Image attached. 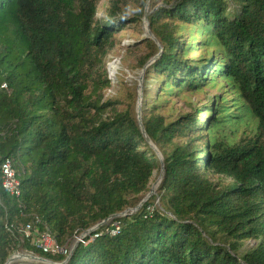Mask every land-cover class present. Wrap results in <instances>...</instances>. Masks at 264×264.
Returning a JSON list of instances; mask_svg holds the SVG:
<instances>
[{"label":"trees","instance_id":"16d2710c","mask_svg":"<svg viewBox=\"0 0 264 264\" xmlns=\"http://www.w3.org/2000/svg\"><path fill=\"white\" fill-rule=\"evenodd\" d=\"M101 1L0 0V165L9 160L20 185L9 196L0 177V264L17 248L63 262L22 241L23 226L38 221L66 247L134 208L159 168L133 109L103 100L104 59L146 0H110L100 19ZM154 8L146 19L160 50L139 62L159 55V85L141 122L164 166L161 209L149 201L114 220L113 237L101 227L65 264H264V0ZM212 90L202 124L197 112L165 123L154 111L164 97ZM247 240L255 247L241 252Z\"/></svg>","mask_w":264,"mask_h":264},{"label":"rangeland","instance_id":"374dc122","mask_svg":"<svg viewBox=\"0 0 264 264\" xmlns=\"http://www.w3.org/2000/svg\"><path fill=\"white\" fill-rule=\"evenodd\" d=\"M108 1L102 0L98 6L97 17L103 18L104 8L107 6ZM128 7L134 2V0H127ZM176 0L170 4V6L161 4L159 0H146V15L151 14V7L155 5L156 9H166L175 4ZM136 5L132 4L129 9H133ZM199 38V37H198ZM186 43V39L184 40ZM152 44L149 46L148 44ZM153 46V47H152ZM158 51L160 47L157 42L153 41L152 34L148 28V24L142 20L141 23L130 24L125 26L120 32L115 36V47L107 54L104 59L108 79L110 80V87L104 91V101L118 102L117 108L123 110L126 107H131L135 114L136 121L138 119L142 121L145 116L149 118L152 112L146 110L148 104H152L155 100L154 94L156 93V87L159 85V80L153 78L150 66L157 60L159 55L151 58L147 61L144 66H140V60L148 53ZM191 56V55H190ZM150 71V72H149ZM151 74V75H150ZM152 78V79H151ZM216 92L215 90L208 91L206 93H196L188 94L181 93L176 96L164 97V103L161 101L159 103V108L154 110L156 114L163 118L165 123H172L179 120L181 117L186 115L195 114L197 112L200 118V123H204L205 120L209 119V116L203 114L204 106L207 105L208 100ZM147 95L148 101L143 99L144 95ZM153 111V112H154ZM252 128V122H248L241 126L239 130V135L245 132L243 135H247L248 131ZM229 133V131L227 130ZM150 148L153 150L154 146L150 144ZM159 152V151H158ZM163 172L159 168L153 172V177L149 183L147 193L143 195L134 207L137 208L139 205L143 206L147 202H152L154 207L161 209L159 205V197L157 195V189L161 183ZM226 183L230 182L228 180H223ZM154 185L155 191H151V187ZM152 199V201H151ZM142 202H144L142 204ZM132 208V209H134ZM107 221L103 226L108 225ZM86 236L85 238H87ZM76 239H72L67 243V248H71L74 245ZM84 240V239H81ZM255 247V242L252 240H247L244 242L241 252L247 251ZM30 256L31 253L17 248L7 259V264L10 259L14 256ZM36 258L44 260L43 262L47 264H55L50 260L40 258L33 255ZM6 264V263H5ZM13 264H33L29 262H16Z\"/></svg>","mask_w":264,"mask_h":264},{"label":"built area","instance_id":"2783aa9c","mask_svg":"<svg viewBox=\"0 0 264 264\" xmlns=\"http://www.w3.org/2000/svg\"><path fill=\"white\" fill-rule=\"evenodd\" d=\"M1 88L6 89L5 85H3ZM0 177L1 187L4 192L7 193L9 196L18 198L20 196V185L15 170L13 169L9 160H5L1 163ZM37 225L38 221H35L34 223H27L23 226L21 230L22 241L30 242L34 249L40 251L44 255L61 256L65 259L69 257L72 251V246L71 248L59 246L48 230L40 231L37 228ZM105 226L110 227V229L106 228L105 230L111 237L115 236L119 231V227L114 220H109V224ZM101 227L104 226L102 225ZM100 228L96 229L92 233H90L89 230L85 232H80L76 237L73 238L76 239L74 244H82L85 246L89 242H92L95 238L98 237V235H96V232ZM86 236L88 237L85 238Z\"/></svg>","mask_w":264,"mask_h":264},{"label":"water","instance_id":"95a60500","mask_svg":"<svg viewBox=\"0 0 264 264\" xmlns=\"http://www.w3.org/2000/svg\"><path fill=\"white\" fill-rule=\"evenodd\" d=\"M146 18H147V15H146V12H145V17H144L143 20L147 23V19H146ZM152 37H153V36H152ZM153 41L156 42V40L154 39V37H153ZM137 124H138V127H139V129H140V132H141L142 136L145 138L147 144H148L149 147H150V144H151V145H153V144H152V143L149 141V139L146 137L145 132H144V129H143L142 122H141L139 119H138V121H137ZM153 146H154V145H153ZM152 151H153V153L156 155V157L158 158V161H159V165H160L161 171L164 173V166H163V162H162V158H161L160 153L158 152V150H157V148H156L155 146H154V148H153ZM162 178H163V176H162ZM161 181H162V180H161ZM143 203H144V202H142V204H143ZM141 207H142V206L139 205L137 208H134V209H127L126 211H124V212L121 213V214L112 215V216H110L108 219H106L105 221H103V222H101V223H99V224L93 226L92 228H90V229H89V232L92 233L93 231H95L96 229L100 228L103 224H105V223H106L107 221H109V220H116V219H119V218H121V217H127V216H130V215H133V214L136 213ZM76 246H77L76 243L72 246L71 254H72V252L75 250ZM71 254H70L69 257H67L63 262H61V263H55V264H65V263L70 259ZM24 257H25V258H29V259H36V260L44 261V260H42V259H39V258L34 257L33 255H30V256H24ZM6 264H7V262H6Z\"/></svg>","mask_w":264,"mask_h":264},{"label":"bare ground","instance_id":"6f19581e","mask_svg":"<svg viewBox=\"0 0 264 264\" xmlns=\"http://www.w3.org/2000/svg\"><path fill=\"white\" fill-rule=\"evenodd\" d=\"M156 187L154 185H152L151 187V191H155ZM16 262H29V263H33V264H47L41 260H36V259H29V258H25L24 256H21V255H17V256H14L10 259V261L8 262V264H13V263H16Z\"/></svg>","mask_w":264,"mask_h":264}]
</instances>
